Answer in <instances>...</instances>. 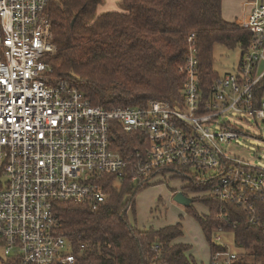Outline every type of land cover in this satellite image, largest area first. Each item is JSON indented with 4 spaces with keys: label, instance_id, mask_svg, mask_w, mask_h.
Returning a JSON list of instances; mask_svg holds the SVG:
<instances>
[{
    "label": "built area",
    "instance_id": "obj_1",
    "mask_svg": "<svg viewBox=\"0 0 264 264\" xmlns=\"http://www.w3.org/2000/svg\"><path fill=\"white\" fill-rule=\"evenodd\" d=\"M51 1L0 0V256L16 257L19 264L73 263L71 243L57 232L55 204L90 202L95 208L106 198L97 182L103 175L146 185L177 178L184 170L200 180L218 176L203 195L253 212L254 200L264 199V168L231 157L222 145L243 134L231 118L264 119V99L257 105L254 98L264 76L259 67L264 0H252L239 22L252 33L248 52L235 71L213 81L207 98L191 33L180 69L185 77L181 103L150 99L141 106L109 108L91 104L52 74ZM118 127L135 134L139 147L125 155L114 149L112 132ZM207 170L214 173L207 176ZM217 218L229 220L225 207ZM227 233L218 227L212 241L225 244ZM235 258L227 246L210 261L231 264Z\"/></svg>",
    "mask_w": 264,
    "mask_h": 264
},
{
    "label": "trees",
    "instance_id": "obj_2",
    "mask_svg": "<svg viewBox=\"0 0 264 264\" xmlns=\"http://www.w3.org/2000/svg\"><path fill=\"white\" fill-rule=\"evenodd\" d=\"M101 1L52 0L47 6L56 46V55L49 61L52 74L93 105L141 106L150 99L174 106L181 103L185 77L180 69L191 33L199 85L207 98L211 84L222 75L213 67L214 46L239 49L240 61L252 41L251 31L222 17L221 0H120V10L98 11ZM254 98L257 105L264 99V76L255 86ZM134 137L118 127L112 132V146L128 154L139 147ZM176 177L187 180L182 189L191 193H204L219 178L200 180L186 170ZM97 182L106 198L95 208L90 202L55 204L60 216L57 232L71 243V264H199L189 253L191 246L176 241L183 236L181 223L140 229L130 220L129 212L133 218L136 214V195L150 185L129 177L119 181L112 175H103ZM197 201L207 207V214L191 205L185 208L199 224L211 256L227 251V243L212 241L214 231L222 226L241 250L231 264H264V199L254 200L253 212L213 195L192 198ZM221 207L229 216L227 222L217 218ZM81 244H85L82 249ZM0 261L19 264L12 256H0Z\"/></svg>",
    "mask_w": 264,
    "mask_h": 264
},
{
    "label": "rangeland",
    "instance_id": "obj_3",
    "mask_svg": "<svg viewBox=\"0 0 264 264\" xmlns=\"http://www.w3.org/2000/svg\"><path fill=\"white\" fill-rule=\"evenodd\" d=\"M120 8V0H102L97 9L98 11H105L120 10ZM239 57V49L228 50L221 45H215L213 67L219 74L227 73L237 64ZM231 119L242 128L243 134L241 133L237 140L223 144L222 149L233 158L264 168V119L257 121L252 117L246 119L234 117ZM191 171L198 173L194 168H191ZM213 173L214 171L207 170L204 174L208 176ZM185 184H187V180L172 177L164 183L158 182L144 188L135 197L136 214L133 218L129 212L130 220L138 228L143 225L148 228L156 227L175 221L181 223L184 235L182 241H193L200 255L197 258L206 260L209 250L202 230L192 214L184 206L173 200L174 191H180ZM185 191L182 189V192L191 199L196 197L200 200L204 196L203 192L198 194ZM191 206L200 214L208 213L207 207L199 201L192 202ZM225 243L231 251L236 253L241 251L239 247L233 244V234L230 232L225 236ZM0 264H2L1 261Z\"/></svg>",
    "mask_w": 264,
    "mask_h": 264
},
{
    "label": "crops",
    "instance_id": "obj_4",
    "mask_svg": "<svg viewBox=\"0 0 264 264\" xmlns=\"http://www.w3.org/2000/svg\"><path fill=\"white\" fill-rule=\"evenodd\" d=\"M252 5H253L252 4V0H221V13H222V17L226 21H230V22L236 21V22L239 23L243 19V17L245 16V14L251 9ZM238 62H239V60H238ZM238 62H237V64H238ZM237 64L229 72H233L236 69ZM259 67H260V69H264V61H261L259 63ZM182 187H181V190L180 191H182ZM175 192H177V191H174V193ZM174 193H173V195H174ZM174 223H177V221L170 222V223H165L164 225H161V226L149 227V228L158 229L160 227H163V226H166V225H170V224H174ZM139 228L140 229H147L148 227H146V225H143V226H141ZM183 236L180 239H177L176 241L177 242H183V243L189 244L191 246L189 253L195 258V260L199 264H204V263L205 264H208L209 261H210V258H211L209 246L207 245L208 246L209 253L207 254L206 260H204L202 258H197V256H200V255H199L198 251L196 250V247H195L194 242L193 241H188V240L182 241Z\"/></svg>",
    "mask_w": 264,
    "mask_h": 264
},
{
    "label": "water",
    "instance_id": "obj_5",
    "mask_svg": "<svg viewBox=\"0 0 264 264\" xmlns=\"http://www.w3.org/2000/svg\"><path fill=\"white\" fill-rule=\"evenodd\" d=\"M173 200L184 207L189 206L192 203V199L186 196L182 191L176 192L173 196Z\"/></svg>",
    "mask_w": 264,
    "mask_h": 264
},
{
    "label": "bare ground",
    "instance_id": "obj_6",
    "mask_svg": "<svg viewBox=\"0 0 264 264\" xmlns=\"http://www.w3.org/2000/svg\"><path fill=\"white\" fill-rule=\"evenodd\" d=\"M66 77V76H65ZM84 95H85V93H84ZM59 210V209H58Z\"/></svg>",
    "mask_w": 264,
    "mask_h": 264
}]
</instances>
